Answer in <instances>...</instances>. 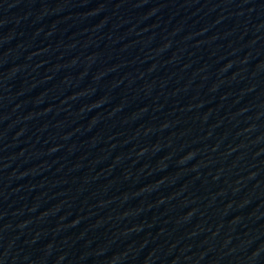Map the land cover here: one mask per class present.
<instances>
[{
	"label": "water",
	"instance_id": "obj_1",
	"mask_svg": "<svg viewBox=\"0 0 264 264\" xmlns=\"http://www.w3.org/2000/svg\"><path fill=\"white\" fill-rule=\"evenodd\" d=\"M142 264H264V0H122Z\"/></svg>",
	"mask_w": 264,
	"mask_h": 264
}]
</instances>
